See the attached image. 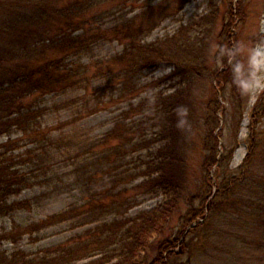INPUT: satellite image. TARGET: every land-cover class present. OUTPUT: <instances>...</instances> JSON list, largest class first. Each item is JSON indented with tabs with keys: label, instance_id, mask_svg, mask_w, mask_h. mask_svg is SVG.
Here are the masks:
<instances>
[{
	"label": "trees",
	"instance_id": "obj_1",
	"mask_svg": "<svg viewBox=\"0 0 264 264\" xmlns=\"http://www.w3.org/2000/svg\"><path fill=\"white\" fill-rule=\"evenodd\" d=\"M137 1L0 0V137H6L0 142V218L65 194L81 196L78 203L69 204L44 219L25 226L14 224L0 233V244L8 240L16 245L25 235L37 239L35 236L42 231L63 223H70L72 228L96 223L94 230L45 249L41 255L31 257L18 248L2 251L0 247V264H179L173 249L188 225L205 211H209V219L230 210L264 212V169L263 183H253L250 171L256 154L252 149L236 170L225 169L222 174V164L231 158L229 152H223L213 182L209 170L216 162V147L206 143L203 182L208 190L215 184V194L207 202V196L194 195L188 188L186 152L191 145L190 130L198 118L197 111L192 109L190 84L166 96L147 97L131 105L130 110L138 113L140 119L128 123L117 119L111 131L100 136H91L78 128L76 120L55 126L43 121L47 110L41 106L43 96L70 89L87 91L88 69L77 61L109 37L127 40L128 60L121 70L127 78L131 73L161 65H174L180 75L192 74L183 52L179 57L171 52L170 45L166 50L159 44L141 41L140 35L148 31L145 27L133 33L130 20L104 29L97 24L119 12L121 3L129 5ZM186 1L189 0L178 3ZM109 2L115 10L104 13L99 7ZM180 44L171 47L181 50ZM123 57L118 55L91 66L103 74L121 65L125 61ZM70 58L75 60L67 62ZM83 108L91 114L97 105L89 108L86 103ZM221 109L222 105H218L217 111L223 113ZM66 127L69 129L65 130ZM155 127L159 129L156 132ZM16 132L22 136L14 138ZM207 136L214 139L213 131L208 129ZM22 137L30 138L23 150L19 145ZM214 140L217 141L216 137ZM250 141L256 143L252 138ZM155 143L162 144L153 149ZM132 154L140 155L142 166L126 180V174L119 170ZM256 157L264 162V151ZM137 178L141 179L138 188L161 193L165 200L148 211L123 217L138 200L135 197L121 200V194H126L129 181ZM33 188L40 191L15 199ZM196 200H199L197 205ZM183 203L188 207L181 214ZM177 213L180 214L175 232L163 236L168 221ZM255 220L264 218L251 216L250 221ZM200 225L184 233L185 238ZM205 225L208 223L200 228ZM152 236L162 238L154 246V258L148 262L141 252L149 248L148 239ZM187 246L183 243L181 248Z\"/></svg>",
	"mask_w": 264,
	"mask_h": 264
},
{
	"label": "rangeland",
	"instance_id": "obj_2",
	"mask_svg": "<svg viewBox=\"0 0 264 264\" xmlns=\"http://www.w3.org/2000/svg\"><path fill=\"white\" fill-rule=\"evenodd\" d=\"M178 2L180 0H139L130 3L131 5L121 3L119 12L104 17L97 24L104 29L116 23L127 24L130 20L133 33H138L145 27L148 31L142 33L139 39L145 43L159 44L166 50L170 45L168 48L179 57L183 52L186 64L193 70L192 74L180 75L178 70H174V65H161L138 74L131 73L127 78L121 71L128 60L125 58L127 40L109 37L94 45L90 52L77 61L82 68L88 69L87 91L70 89L43 96L41 106L47 109L43 121L47 125L55 126L63 121L76 120L78 128L84 129L91 136H100L110 132L117 119H124L126 123L140 119L138 113L130 110L131 105L135 106L147 97L154 98L159 94L166 96L174 89L190 84L192 109L197 111L198 118L190 130L191 145L186 152L188 188L194 195L207 196L209 202L215 194L216 186L212 184V188L208 190L203 182L202 165L206 155V143L216 147V162L209 170V177L213 182L216 181L215 174L217 175L223 152H229L231 158L226 164H222V174L225 169L228 172L236 170L251 149L255 151L256 156L264 151V94L258 98L242 94L233 82L230 68L226 63H219L216 56L219 45H232L241 41L251 43L264 38V0H189L181 4ZM111 7L112 2H109L99 8L104 9L106 13L111 11ZM178 43H181V50L174 49L176 46L171 47ZM118 55L124 56L125 61L110 72L100 74L101 71L96 66H91L97 61L106 62ZM53 56L57 57V54L53 53ZM71 60L75 58H70L67 62ZM86 103L89 108L97 105V110L88 114V110L83 108ZM218 105H222L224 114L217 111ZM68 129L69 127L65 128ZM208 129L213 131L217 141L207 136ZM158 130L154 128V132ZM21 136L20 132L14 133V138ZM22 138L19 144L21 150L27 147L28 139L30 140L28 137ZM251 138L256 143L251 142ZM5 140V136L0 137V142ZM161 144L155 143L153 149ZM256 156L251 164L250 179L253 183H260L263 179L261 175L264 162ZM141 162L139 154H132L125 159L119 171L125 173V179L129 180L130 176L139 171ZM140 182L139 178L129 181L126 186L128 192L121 194V200L127 197H135L138 200L123 217H132L148 211L165 200L161 193H152L147 189L144 193L143 189L137 187ZM39 191L38 188L25 190L15 199L30 197ZM80 198L77 193L65 194L43 201L30 210L1 217L0 233L11 229L14 224L25 226L44 219L64 210ZM196 201L195 205L199 204V200ZM187 207L183 203L180 213H184ZM180 213L168 221L163 236H172L175 232L174 227L178 224ZM253 215H261L264 218V212L253 210H230L217 218L212 215L210 219L209 211L197 216L182 233L173 249L179 258V264H264V220L251 222ZM205 223H208V226L200 228ZM197 225L200 227L196 232L185 238L184 233ZM95 226L96 223L72 228L70 223H63L42 231L35 236L37 239L25 235L16 245L6 240L1 242L0 247L2 251L18 248L33 257L41 255L45 249L82 236L94 230ZM160 238L162 237H150L149 248L141 252L148 262L154 258V246ZM183 243L188 246L181 248Z\"/></svg>",
	"mask_w": 264,
	"mask_h": 264
},
{
	"label": "clouds",
	"instance_id": "obj_3",
	"mask_svg": "<svg viewBox=\"0 0 264 264\" xmlns=\"http://www.w3.org/2000/svg\"><path fill=\"white\" fill-rule=\"evenodd\" d=\"M216 56L219 63L230 68L233 82L242 94L256 98L264 94V38L219 45Z\"/></svg>",
	"mask_w": 264,
	"mask_h": 264
}]
</instances>
